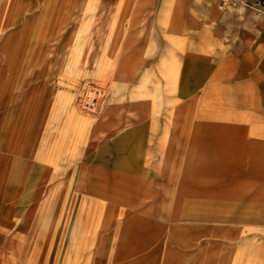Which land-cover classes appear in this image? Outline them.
Here are the masks:
<instances>
[{
  "label": "rangeland",
  "instance_id": "rangeland-1",
  "mask_svg": "<svg viewBox=\"0 0 264 264\" xmlns=\"http://www.w3.org/2000/svg\"><path fill=\"white\" fill-rule=\"evenodd\" d=\"M191 1L0 0V264H264V52Z\"/></svg>",
  "mask_w": 264,
  "mask_h": 264
},
{
  "label": "crops",
  "instance_id": "crops-1",
  "mask_svg": "<svg viewBox=\"0 0 264 264\" xmlns=\"http://www.w3.org/2000/svg\"><path fill=\"white\" fill-rule=\"evenodd\" d=\"M215 1L216 0L191 1L190 11L197 19L202 21L200 28L188 32L191 39L200 40L199 48L201 50H197V43H192V51L194 52L202 53L205 50H208L205 46L209 44L210 47H213L215 46V41L219 39L212 35L211 20L209 19V13ZM219 1L220 0H217L218 4ZM240 1L241 0H237V3ZM257 1L258 0H242L243 8L241 10L235 8L237 6L236 3L232 5L233 8L226 10L222 9L223 13L216 22L222 26L224 33H226L228 37L235 38V40L240 28H243L246 31V35L252 37L250 44L240 46L243 53L249 49L253 52H264V50L259 51L256 47L258 38L262 35L264 36V16L257 15L256 13L255 5ZM220 100L219 95L215 96V86L210 84L207 90V106L210 113L212 112L214 105H219ZM209 141L213 142V139L209 138Z\"/></svg>",
  "mask_w": 264,
  "mask_h": 264
},
{
  "label": "built area",
  "instance_id": "built-area-1",
  "mask_svg": "<svg viewBox=\"0 0 264 264\" xmlns=\"http://www.w3.org/2000/svg\"><path fill=\"white\" fill-rule=\"evenodd\" d=\"M257 2H259L264 7V0H258Z\"/></svg>",
  "mask_w": 264,
  "mask_h": 264
}]
</instances>
